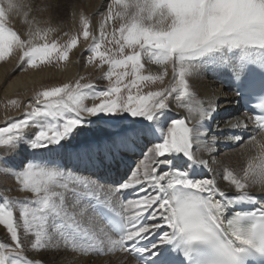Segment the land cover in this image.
Listing matches in <instances>:
<instances>
[{"label": "snow or ice", "instance_id": "1", "mask_svg": "<svg viewBox=\"0 0 264 264\" xmlns=\"http://www.w3.org/2000/svg\"><path fill=\"white\" fill-rule=\"evenodd\" d=\"M32 11L29 0H0V60L17 52L30 67L68 60L79 37L49 41L51 29L33 27ZM13 15L28 25L23 34L11 25ZM81 21L80 35L91 37L86 63L106 65L100 79L108 85L100 90L81 77L45 88L23 118L0 126V174L14 175L32 197L0 194V226L11 241L0 242V264H43L25 255L21 229L32 250L55 255L120 251L137 264H264V143L250 135L255 154L239 172L223 171L235 191L195 178L196 168L211 171L195 151H218L220 140L209 139L206 126L218 105L205 104L189 81L203 72L227 74L234 94L258 114L218 124V131L251 126L264 133V0H110L98 35ZM146 64L163 71L144 74ZM169 66L166 86L142 91L163 83ZM89 99L100 102L88 106ZM171 102L187 116L170 118ZM22 153L18 166L9 163ZM81 167L124 175L106 188L80 175ZM128 190L136 197L122 201Z\"/></svg>", "mask_w": 264, "mask_h": 264}, {"label": "bare ground", "instance_id": "2", "mask_svg": "<svg viewBox=\"0 0 264 264\" xmlns=\"http://www.w3.org/2000/svg\"><path fill=\"white\" fill-rule=\"evenodd\" d=\"M95 1H96L95 5L94 7H92L94 14L97 13L99 14L104 7L109 5L108 0H95ZM76 20L74 21L73 24L74 27H77ZM77 56L79 57V59H81V61L78 63L74 61H70L68 64L56 66L51 70L50 67L49 70L47 69L48 67H46L37 72L36 71L33 72L35 69L34 70L26 69L24 70L25 72L23 73L20 72L14 77H12L14 73L18 72L19 69L22 67L20 63L13 65L11 62L8 66L0 67V93H2L3 95H8L9 93H13L17 89L18 90L27 89L31 87L33 83H40V81H43L47 79L49 76H53V75L56 77L63 76L64 78L70 80L71 78H74L75 75L77 74L79 75L81 73L90 72L95 69L94 67L95 65H90L86 63V58L88 55L85 49H78ZM146 67L147 70L152 74H159L160 72L163 71V69L158 65L146 64ZM104 71L105 70L102 68L100 70V74H102ZM171 73L169 72L168 74V77L170 79H171ZM222 76H224V74L214 75L210 72H203L202 74H194L192 77H189L190 88L197 94L198 98L204 100L205 104H207L211 100L218 105L217 111L215 112L213 118L206 122L207 128L210 130L209 139H211L212 134H216L218 136V139L220 140V143L216 145L218 151L214 154L209 155L207 151H195L194 149L197 158H202L207 160L208 168L211 169V171L209 172L207 169L196 168L195 178H204L205 176H207L208 178H215L217 180L218 187H220L224 191L233 192L235 190L222 178L223 171L225 169H228L239 172V170L245 166L247 158L255 154V149H252L250 147L249 138H247V135L253 133L254 130L253 127L250 126L246 131H242L239 129L230 132L225 131L224 133H220L218 131L217 129L218 124L220 128L223 129L225 128V125L227 123H236L238 120H244L245 116H247L239 113L238 110L233 109L234 106L233 103L235 102L236 96L233 93L229 92V90L223 86V81L221 80ZM169 116L172 119H178L181 118L182 116H187V110L182 108H177L175 106V103L172 102ZM214 119H216L217 121L215 122ZM231 135L242 136L244 143L237 144L228 141L227 137ZM256 137L257 140L264 143V135L259 134ZM150 146L151 145H149V147ZM25 156L24 155L20 156L17 159L16 163L20 164V161L24 159ZM135 159L137 158L134 157L133 159L130 160L135 161ZM83 169L84 168L81 167L77 171L80 172V175L92 179L93 177L91 175L82 172ZM104 186L106 188L112 187L109 184H105ZM18 191L19 190H17V192ZM249 191L254 193L259 192V188L252 187L249 189ZM98 224L101 226L103 225L101 221H98ZM0 238L6 239V232L3 226H0ZM122 255L125 257V254ZM123 256L122 258H120L121 257L120 254L119 255L114 254L112 256V259L115 260V262L114 263L111 262V264H115L118 260L122 262V260H124ZM38 257L45 259L51 264H57L58 261H66L67 264H69V262L71 263V261L73 260L75 261L74 264H81V263L90 264V262L92 261L93 262L91 264H106L107 262L105 261V259H94L93 257H88L85 258V260H81L80 257H78V255L70 252H61L59 255H55L51 250L47 252L45 251L40 252ZM127 260L128 262L126 264H135L132 258L129 257V259Z\"/></svg>", "mask_w": 264, "mask_h": 264}, {"label": "rangeland", "instance_id": "3", "mask_svg": "<svg viewBox=\"0 0 264 264\" xmlns=\"http://www.w3.org/2000/svg\"><path fill=\"white\" fill-rule=\"evenodd\" d=\"M29 2L33 6V11L30 13V16L28 17L29 21L32 23L33 27L51 29V31H49L48 34L49 41L57 40L58 43L63 44L73 35H77L79 37V41H78V45L70 51L69 58L66 61H56L55 59H53L51 63L38 64V66L36 67H30L28 65L25 67L24 64H22L19 60L18 52L11 55L10 57H6L4 60H0V67L8 66L11 62L13 65L18 63L21 64L22 67L19 69L18 72L14 73L12 77L16 76L20 72L21 73L25 72L24 70L26 69H32V70L35 69L33 72L35 71L37 72L46 67H48L47 68L48 70L50 67L51 70L56 66L68 64L70 61H74L76 63L80 62L81 59H79V57L77 56L78 49H86L91 41V37L89 38L88 41H85L82 35H80V33L83 30L81 17L87 18L90 21V31L93 34L98 35L99 21L102 19L103 14L106 13L108 7V6L104 7L99 14L98 13L94 14L92 7H94L95 5L96 2L95 0H29ZM108 3H110V0H108ZM75 20L77 23L76 25L77 27L73 26ZM10 23L17 31L21 32L22 34L27 31L28 25L25 23V20L22 16L13 15L10 19ZM116 26H118V22ZM110 30L111 28H109V31ZM65 33H67V35H65ZM87 55H90V53L87 52ZM98 64L99 61L97 60L94 63L90 64V65H95L94 70L90 72L81 73L79 75L77 74L75 75L74 78H71L70 80L64 78L63 76L56 77L53 75V76H49L47 79L43 81H40V83H33L31 87L27 89H19V90L17 89L13 93H9L8 95H3L2 93H0V126H4L7 120L23 118V113L25 109L29 106L28 102L30 100L34 101L36 94L44 90L45 88L60 86L63 83L75 82L77 79L83 77L81 83L91 82L97 85L98 89L102 90L108 85V81L100 79V77L102 76V74H100V70L102 68L97 67ZM103 69L107 71V66L105 65ZM169 72L171 73L170 66H169ZM148 73L149 71L147 70V67H145L144 74H148ZM169 81L170 78L166 76L163 83H161L160 81L151 83L147 87H144L142 91L146 93L147 91L158 90L161 87L166 86L169 83ZM94 102L99 103L100 101L99 99L96 100L89 99L85 101V103L88 104V106H91V104ZM170 106H172V102ZM35 130L36 129H34V131ZM243 143L244 142H242L241 144ZM22 155L25 156L27 155V153H22L10 157L9 163L12 164L13 166H18L19 164L16 163L17 159ZM78 173L80 174L79 171ZM92 179L95 180L94 178ZM99 183L105 185V183H101V182ZM17 190L19 191L17 192ZM0 194H4L10 198H15V199L32 198L31 193L20 191V188L18 187L14 175L0 174ZM100 195L104 196L105 194L100 193ZM16 211L18 215V211H19L18 208ZM20 235H21L22 243L25 244V255L29 259L40 260L43 262V264H51L45 259L38 257L39 253L42 251H35L31 249L29 239L26 238L23 229H21ZM0 242L10 243L11 242L10 237H7L6 234V239L0 238ZM67 252L78 255V257H80L81 260H85V258L88 257H93L94 259H105V261H107L106 264H111V262L112 263L115 262V260L112 259V256H107L106 258L105 257L98 258V256L92 254H84L73 251H67ZM119 254L121 255L120 258H122L123 256L122 254L125 253H118V255ZM123 259L124 260L121 259L122 262L118 260L115 264H126L128 262L127 259L129 258L123 256ZM92 262H90V264ZM74 263H75L74 260L71 261V263L69 262V264H74Z\"/></svg>", "mask_w": 264, "mask_h": 264}]
</instances>
